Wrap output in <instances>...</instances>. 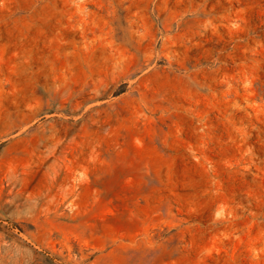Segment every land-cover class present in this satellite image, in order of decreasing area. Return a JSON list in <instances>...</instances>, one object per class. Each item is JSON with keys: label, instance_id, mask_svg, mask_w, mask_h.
I'll return each instance as SVG.
<instances>
[{"label": "rangeland", "instance_id": "rangeland-1", "mask_svg": "<svg viewBox=\"0 0 264 264\" xmlns=\"http://www.w3.org/2000/svg\"><path fill=\"white\" fill-rule=\"evenodd\" d=\"M0 264H264V0H0Z\"/></svg>", "mask_w": 264, "mask_h": 264}]
</instances>
